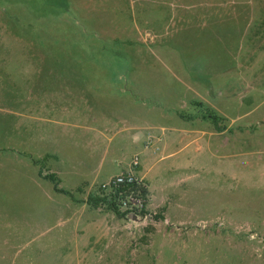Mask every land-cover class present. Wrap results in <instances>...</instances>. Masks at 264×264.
I'll return each mask as SVG.
<instances>
[{
	"label": "rangeland",
	"instance_id": "374dc122",
	"mask_svg": "<svg viewBox=\"0 0 264 264\" xmlns=\"http://www.w3.org/2000/svg\"><path fill=\"white\" fill-rule=\"evenodd\" d=\"M213 5L220 26L167 20ZM263 65L264 0H0V264H264ZM133 108L156 135L205 132L156 151L163 206L127 219L41 178L93 192L139 163Z\"/></svg>",
	"mask_w": 264,
	"mask_h": 264
},
{
	"label": "crops",
	"instance_id": "0c3cea01",
	"mask_svg": "<svg viewBox=\"0 0 264 264\" xmlns=\"http://www.w3.org/2000/svg\"><path fill=\"white\" fill-rule=\"evenodd\" d=\"M212 5L209 4H205V7H211ZM214 6V10L210 11V10H204L202 12V14H199V16H194L192 15L191 17L187 16V15H183L181 17H175L172 14H169L168 19L169 21H177V23L180 22H188V21H194L195 23H198L200 26L201 25H206L207 27H209L211 24H214L216 26H220V23L222 22V17L216 13V6L218 5H213ZM142 12V11H141ZM238 15V14H237ZM236 14L233 16H237ZM140 17H142L141 15H139ZM245 20L244 23V29L246 28V26H248L251 21H252V16H246V15H242ZM139 17V18H140ZM141 20L143 18H140ZM236 18H234L235 20ZM168 21V22H169ZM204 26V29H207V27ZM202 28V29H203ZM215 29V28H214ZM243 29V31H244ZM242 31V32H243ZM251 69V68H250ZM247 69L245 71H253L252 69ZM224 71L222 73H224L227 69H223ZM262 70H264V65L262 66ZM236 71V81L240 80L242 82V80H244L245 77H241L238 74V68L235 69ZM248 73H246L247 75ZM245 75V74H244ZM239 77H241L239 79ZM253 78V72L250 76V80L253 82L254 78ZM195 100H193L192 102L197 103L199 106L201 104H208V106L210 107L211 105H209L211 102L207 101L206 99H204V96L201 94L200 90H194L193 91V97ZM214 109L217 111L219 110L217 108V106L214 107ZM135 108L130 109V117H127L125 119H123V124H125L126 127H124L125 131L130 132L131 134L128 135L127 141L132 145V146H136L139 147L140 145H142V149L139 151V153H141L140 155V160L139 163L137 165V167L133 170L134 174L140 178H142L143 180V184L145 186V195H146V206L145 207H149V205H147V202H150V206L151 207H161L160 205L163 206V204H165V200L166 199V192L163 193L161 191H158V193H156L155 191V182H156V178L153 179L155 176L154 174H150L149 169L151 168V166L154 164L153 159L156 156V151L159 153H162L161 155H159L158 160L163 159V158H170L171 156H175L177 152H179L180 150L184 149V148H188L191 147L193 152H197L198 151V141H199V137L203 135H205L204 131H200L197 128H193V127H182V126H178V127H173L172 129H167L168 133L166 135L160 134V135H156L154 132L157 129L156 125H146L143 126L140 125V123H137V121H132L133 119L135 120ZM213 110V109H212ZM214 111V110H213ZM137 113V112H136ZM176 117H179V119H190V121L195 120V121H204L205 119L201 116H199L198 114L193 115V116H182V115H178V113L176 114ZM192 119V120H191ZM130 120V121H129ZM181 124V123H179ZM162 127L159 128V130L161 132H163ZM222 133L221 129L217 128V129H213L211 130L208 134L209 136H220ZM179 148L177 151H174V149ZM185 163L188 162L189 157L185 156L184 158H178L177 161L178 163H175V168L176 167H181V164L184 162ZM180 161L182 163H180ZM184 163V164H185ZM170 170L167 171V174H169ZM53 174L56 175V173L54 172ZM43 175H41L42 178ZM54 176V175H53ZM55 177V176H54ZM56 178V177H55ZM109 178V177H108ZM107 178V179H108ZM58 180V185L57 187H59V183H60V179L56 178ZM82 186L80 189V192L83 191V189L85 191H89L87 195L89 194H96L97 193V186H96V190L93 192H90V189L92 187L93 183V179L90 182L87 181H83L82 182ZM170 184V182H168ZM174 185V182L171 183ZM170 186V185H169ZM174 187V186H172ZM80 187H70L68 192H71V190L74 189V191ZM62 189V188H60ZM64 190V189H63ZM67 191V190H65ZM167 192H170V190H167ZM56 193V192H55ZM60 194V193H58ZM173 194V193H172ZM174 197V194H173ZM148 199V200H147ZM161 200V201H160ZM71 203V202H70ZM68 205V204H67ZM64 206L66 208H68V206ZM61 207V204H60ZM61 210L59 209V212Z\"/></svg>",
	"mask_w": 264,
	"mask_h": 264
},
{
	"label": "built area",
	"instance_id": "2783aa9c",
	"mask_svg": "<svg viewBox=\"0 0 264 264\" xmlns=\"http://www.w3.org/2000/svg\"><path fill=\"white\" fill-rule=\"evenodd\" d=\"M138 155H134L125 173L109 177L97 186V193L107 200L112 199L119 212L125 213L127 219L145 218L146 195L142 178L133 170L138 165Z\"/></svg>",
	"mask_w": 264,
	"mask_h": 264
},
{
	"label": "trees",
	"instance_id": "16d2710c",
	"mask_svg": "<svg viewBox=\"0 0 264 264\" xmlns=\"http://www.w3.org/2000/svg\"><path fill=\"white\" fill-rule=\"evenodd\" d=\"M42 178L47 179L52 183L54 192L60 193L62 195L68 196V197H71L70 192L65 191V190L57 187L58 180L53 176V174H46V175L42 176ZM76 191L80 192V188H77ZM99 195H100L99 193L87 195L86 200H85V204L89 205L92 208L97 207L98 205H103L106 210H108L112 213H115L120 217L126 218L125 213L119 212L117 207L114 205L113 198L107 200L105 197H101Z\"/></svg>",
	"mask_w": 264,
	"mask_h": 264
}]
</instances>
